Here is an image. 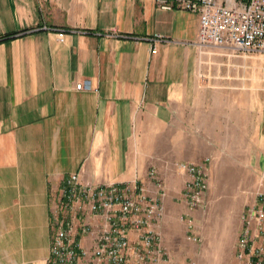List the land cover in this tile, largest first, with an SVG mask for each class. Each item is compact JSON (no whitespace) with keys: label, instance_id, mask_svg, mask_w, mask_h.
<instances>
[{"label":"crops","instance_id":"0c3cea01","mask_svg":"<svg viewBox=\"0 0 264 264\" xmlns=\"http://www.w3.org/2000/svg\"><path fill=\"white\" fill-rule=\"evenodd\" d=\"M198 29L197 13L155 0H0V264H46L69 174L149 185L140 145L154 128L238 114L264 193V93H223V104L200 93ZM85 80L92 89H77ZM155 228L162 236L163 221ZM75 241L90 250L93 233Z\"/></svg>","mask_w":264,"mask_h":264},{"label":"built area","instance_id":"2783aa9c","mask_svg":"<svg viewBox=\"0 0 264 264\" xmlns=\"http://www.w3.org/2000/svg\"><path fill=\"white\" fill-rule=\"evenodd\" d=\"M161 9L174 7L195 12L199 29L193 45L200 52L215 49L223 54L264 53V0H155ZM115 37H127L114 33ZM165 41L162 35L149 38ZM152 53L156 49L152 48ZM90 90L89 81L76 84ZM185 175L184 199L189 209L199 207L207 188V170L203 164L178 162ZM158 190L162 182L156 170L147 172ZM163 195V193H160ZM164 213L160 197L151 194L146 184H93L81 182L78 173L65 179L52 211V235L46 264H157L168 256L155 225ZM99 219V222H94ZM192 226L189 223V227ZM136 238L131 239L129 232ZM93 233L90 250L75 241L78 234ZM195 239V238H194ZM238 264H264V193L247 207L236 244Z\"/></svg>","mask_w":264,"mask_h":264},{"label":"rangeland","instance_id":"374dc122","mask_svg":"<svg viewBox=\"0 0 264 264\" xmlns=\"http://www.w3.org/2000/svg\"><path fill=\"white\" fill-rule=\"evenodd\" d=\"M198 69L200 93L215 91L216 102L221 104L223 93H264V53L229 55L203 50L197 54ZM234 116L229 122L213 119L199 130L186 122L183 130L173 123L164 130L144 131L140 148L146 158L145 179L154 168L162 182V190L152 181L147 187L163 205L161 242L170 257L158 264L235 263L243 216L257 200L258 173L251 162L256 146L246 139L245 127L240 129L245 122ZM187 117L190 121V114ZM182 161L203 164L207 170L203 201L194 209L184 199L186 177L176 168Z\"/></svg>","mask_w":264,"mask_h":264},{"label":"trees","instance_id":"16d2710c","mask_svg":"<svg viewBox=\"0 0 264 264\" xmlns=\"http://www.w3.org/2000/svg\"><path fill=\"white\" fill-rule=\"evenodd\" d=\"M1 40V39H0Z\"/></svg>","mask_w":264,"mask_h":264}]
</instances>
